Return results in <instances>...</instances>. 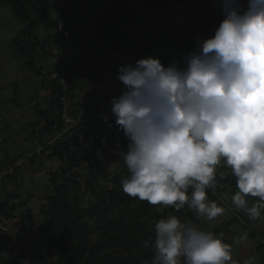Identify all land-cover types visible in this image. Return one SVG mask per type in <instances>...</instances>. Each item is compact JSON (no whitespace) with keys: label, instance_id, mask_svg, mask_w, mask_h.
Returning <instances> with one entry per match:
<instances>
[{"label":"clouds","instance_id":"clouds-1","mask_svg":"<svg viewBox=\"0 0 264 264\" xmlns=\"http://www.w3.org/2000/svg\"><path fill=\"white\" fill-rule=\"evenodd\" d=\"M214 35L167 66L141 57L118 67L111 113L128 141L116 155L128 175L121 190L151 205H185L212 221L225 209L206 190L230 168L232 204L251 219L264 210V0H216ZM100 118L107 124L108 117ZM223 177L221 176V179ZM258 198L249 206L248 198ZM152 264H237L232 246L211 231L169 215L154 224ZM244 233L237 243L247 240ZM243 264H257L255 255Z\"/></svg>","mask_w":264,"mask_h":264},{"label":"trees","instance_id":"trees-1","mask_svg":"<svg viewBox=\"0 0 264 264\" xmlns=\"http://www.w3.org/2000/svg\"><path fill=\"white\" fill-rule=\"evenodd\" d=\"M193 1L101 0L95 5L79 9L68 18L65 17L62 7L60 8L57 3L51 5L49 0H0V6H10L13 16L26 22L12 38L10 45L17 50V54L22 58V64L41 77V85L49 93L42 102L34 104V113L39 122L29 127L31 137L25 136V140L33 138L32 144L37 147L42 143L44 133L51 132L52 125L60 123L59 95L65 90V84H61L58 78L62 71L58 59L49 65L51 71H44L43 67L46 68V65L43 63L42 67L39 66L40 69L36 68L35 62L38 57L33 59V53L37 45L41 47V59L44 62L52 56L53 48L59 52L56 57L61 58L66 55L65 46L69 47L75 41L82 40L81 51L69 56L63 66V71L66 72V87H69L67 92L72 93L71 90L79 88L83 67H90L92 57L87 42L89 36L106 51H120L122 48L135 46L137 51L134 62L141 57L152 56L159 58L162 64L167 66L170 61L181 58L194 47L198 37L208 38L214 35L223 18L216 7V0L207 1L209 7L202 14L204 22L200 27L196 25L195 16L190 15L187 28H174L178 7L185 3L189 15ZM54 9L57 11L56 16H53ZM217 14L220 17H216ZM150 25L156 28V32L149 30ZM38 28H42L43 31L52 30V36L40 41L36 32ZM146 37L152 39L148 43H143L142 38ZM22 40L26 41L24 45ZM176 41L180 44L173 51L171 46ZM91 70L92 67L87 71L89 78ZM11 101L15 103L13 96ZM73 107L70 114L75 117L78 106ZM84 115L92 117L87 108ZM107 134L113 136V131L110 129L95 131L92 136L93 144L88 147L80 145L75 133L68 135L64 140H56L43 149L39 156L33 154L25 158L34 150L28 149L20 150L10 159H0V174L3 173L0 177L11 178L16 188L0 196V214L9 218L11 212L20 208L21 221L28 220L30 227L35 224L32 214L26 207V201L31 198V194L20 191L17 181L20 168L43 156L48 159L55 157L59 161L57 168L48 174V182L52 188L49 194H45V203L39 208L43 226L39 241L40 249L43 251H38L26 264H48V257L53 255L55 264H152L154 247H144V242L147 240L152 244L154 241V224L159 219L165 218L171 211L181 214V210L169 207L158 211L160 205H151L147 201L125 194L121 190V180L128 174L123 176L113 173L106 179V184H100L102 179H99V175L108 161L105 155L103 156L105 150L101 149L102 139ZM99 135L103 138L101 139ZM117 138L123 147L127 145L128 141L124 134H118ZM122 146L121 150L124 149ZM23 157L24 162L14 166L15 162ZM84 163L87 175L82 177L77 168ZM218 169H221V166ZM218 169L217 186L210 190L213 191L211 195L219 200L217 193L223 194L225 188L229 185L235 186L236 183L233 175L222 176ZM86 194L96 199V202L88 207L80 205L82 197ZM235 218L233 219L236 220ZM27 228L26 224L21 222L17 234L27 233ZM220 228H215L214 234L225 242V229ZM249 235L257 242L256 256L261 251L262 243L258 242L253 233L249 232ZM22 254L6 256L0 246V264H21Z\"/></svg>","mask_w":264,"mask_h":264},{"label":"rangeland","instance_id":"rangeland-1","mask_svg":"<svg viewBox=\"0 0 264 264\" xmlns=\"http://www.w3.org/2000/svg\"><path fill=\"white\" fill-rule=\"evenodd\" d=\"M100 1L101 0H49L51 5L57 3L60 8L62 7L61 9H64L65 17L68 18L77 13L79 9L95 5ZM207 1L208 0H194L192 11L189 15L187 13V6L185 3H182L177 9L176 21L173 23L174 28H187L190 15L195 16L196 25L200 27L204 22L202 14L209 7ZM56 14L57 11L55 10L53 16H56ZM216 17H220L219 14H217ZM155 20L157 21V19ZM25 24L26 22L13 16L10 6H0V159L4 160L15 157L18 154L17 151L22 150L23 147L21 143L23 137H25V129L27 128H25L24 125L32 123L36 118L34 113L35 102H33L35 100H33L34 97L32 92L37 87L34 85V81L39 86L41 77L22 64V58L17 54V50L10 45L12 38L25 26ZM149 30L156 32V28L152 25H150ZM36 32L40 41L52 36V30L43 31L42 28H38ZM151 39L152 38L149 39L146 37L142 38L143 41H140L148 43ZM81 42L82 40H78L77 42L75 41L72 43L69 47L65 46L66 49H64V51H66V55L61 58L56 57L59 52L53 48L51 50L52 56L45 59L44 62L41 59V47L37 45L35 48L36 51L33 53V59L38 57V59L36 58V62L34 60L36 68L40 69L39 66L43 63V65H46V68L43 67V70L51 71L49 65L57 59L58 64L64 66L65 61L69 56H73L77 51H81ZM87 42L90 45L89 47L92 57L91 63L93 65V67L90 65V67H92L90 73L91 78L88 77L89 74L87 73L88 68L90 67H83L80 73L81 83H79V88L75 89L76 92L74 93H76V96L82 100L87 96H91L93 102L96 100L97 102L102 103L97 114H95L96 116H101V114H103L109 119L112 115L110 111L111 104L109 103L111 94L107 89L115 88L116 91L121 89L122 83L116 78L118 67L120 65L134 62L137 48L133 46L122 48V51L110 52L104 50V47L102 45L100 46L98 42H95L92 36L88 37ZM25 43L26 41L22 40V44L24 45ZM179 44L178 41L174 42V45L171 46L173 51L179 47ZM68 48L70 50H68ZM61 49H63V45H61ZM192 49L193 47L190 48L187 53ZM102 52L107 54L103 55ZM23 58H25L24 55ZM43 65H41V67ZM63 75L64 74H60L58 78H62ZM90 79L96 81V84H91ZM101 80L104 81L102 82ZM102 88H106L105 93L108 95L101 93L99 89ZM40 89L42 90V88ZM41 94L39 95V100L44 97L45 92H42ZM12 96L14 97L15 103L11 101ZM20 121H23V123ZM8 126L10 127V130L8 133H5L6 127ZM104 138L105 139L103 140H106L108 145L104 148L105 154L103 153V156L105 155L106 161L107 159L108 161L105 169L99 175V179H102V182L100 183L102 185L106 184V179H108L113 173H119L123 176L128 174L124 162L116 155V153L121 150L120 147L122 144L119 142L118 138L115 139L114 136H111L110 134L105 135ZM30 148L34 149L35 147L34 145H31ZM123 148L124 149L121 151H126L125 149H127V145ZM58 165L59 161L57 158L52 157L48 159L43 156L36 158L33 163H29L27 166L24 165L20 168L17 181L21 192L31 194V198H28L26 201V207L33 216V221L35 222L34 226H28L29 221L26 219L21 221L20 208H16V210L11 212L12 214L9 218H5L0 214V235L2 236L0 238V246L2 247V251L4 255L9 257L17 253H23L21 264H26L38 251H43L40 249L41 244L39 241L40 232L43 227L39 215V208L45 203V194H49L52 188L48 182V174L51 171H54ZM218 170L222 176L227 174L232 175L230 168L226 165L222 164L221 169ZM77 171L82 177H85L87 175L86 164L84 163L79 166ZM103 181L105 183H103ZM13 184L14 181L11 178L3 179L0 177V196H3L8 191L16 190ZM237 190L236 185H229L225 188L223 194L217 191L218 197H221V200L224 203L211 195L212 191L210 189L206 190L209 200L216 202L218 206H222L225 209L223 215L218 216L212 221H208L203 217L198 219L195 212L189 209L187 205L180 209L181 214H176L171 211L167 216L175 215L182 222H191L203 231H211L214 233L215 228L221 227L222 230L225 229V243L232 246V257L237 264H243L245 259L249 256L255 255L257 242H255L254 238L250 237L249 232H251L254 234L258 242L262 243L261 251L256 255L257 264H264V210H262L261 217L258 219H251L246 211L237 210L231 200L232 195H234ZM257 199L258 198L249 197V206H251V204ZM95 202V197L86 194L82 197L80 205L88 207ZM164 209L167 208L162 206L157 208L158 211H163ZM234 217H236V220L233 219ZM21 222L28 227L27 233L23 235L17 234V229L19 225H21ZM244 233H247V240L243 244L237 243ZM48 261V264H55V256L48 257Z\"/></svg>","mask_w":264,"mask_h":264},{"label":"built area","instance_id":"built-area-1","mask_svg":"<svg viewBox=\"0 0 264 264\" xmlns=\"http://www.w3.org/2000/svg\"><path fill=\"white\" fill-rule=\"evenodd\" d=\"M59 6V5H58ZM61 67V75L63 77L59 78V82L61 84H65V90L64 92L59 95L60 100V110H59V124L52 125V131L45 132L42 136V143L34 148L33 152L27 157H30L31 155H40L41 151L43 149L49 147L52 145L56 140H64L67 138L68 135L75 134L76 133V139L80 143L82 147L89 146L90 144H93V134L95 131L106 130L110 129L113 131L114 138L118 137V134H123L122 131H118L117 127H115V117L113 114L111 115V118L108 119L107 124L104 120L100 118V115H97L98 109L102 106V103L97 102L94 100L92 101L91 96H87L84 100L81 98H78L76 96V91H72V93L67 92L66 83H65V71H63L64 67L63 65H60ZM59 74V75H60ZM61 80V81H60ZM73 106H78V112L76 113V116L70 114V110L74 108ZM85 108L88 109L90 113H92V117L88 118L84 115ZM96 113V114H95ZM100 136V135H99ZM101 137V136H100ZM103 137H101L102 139ZM105 139V138H104ZM102 149H104L108 144L106 140H103ZM25 158H21L19 161L15 162L14 166H17L18 164L24 162ZM11 169V168H9ZM1 173L0 175H2ZM213 192V191H212ZM216 195V194H215ZM217 196V195H216ZM218 197V196H217ZM219 198V197H218ZM219 201L222 202L221 197L219 198Z\"/></svg>","mask_w":264,"mask_h":264},{"label":"crops","instance_id":"crops-1","mask_svg":"<svg viewBox=\"0 0 264 264\" xmlns=\"http://www.w3.org/2000/svg\"><path fill=\"white\" fill-rule=\"evenodd\" d=\"M128 48V47H127ZM120 51H122V49L120 50ZM106 52V51H105ZM110 52H114V51H110ZM102 54L103 55H106L107 53H104V52H102ZM104 57V56H103ZM90 65L93 67V65H92V63L90 62ZM102 82L104 81V80H101ZM38 83V82H37ZM41 82H39V86L35 83V81H34V85L35 86H37L36 87V89L32 92V95H33V100H35V101H33V102H42L44 99H46V97L49 95V93H48V91L47 90H45L43 87H42V85L40 84ZM79 83H81L80 82V78H79ZM90 83L91 84H96V81H94V80H91L90 79ZM98 84V83H97ZM40 88H42V90L40 89ZM44 89V90H43ZM100 91H101V93L102 94H107V93H105V90H106V88H102V89H99ZM108 91H110V94H111V98L113 97V96H118V95H120V90H117L116 91V89L115 88H113V89H107ZM44 93L45 92V95H44V97L43 98H40V100H39V95L41 94V93ZM42 95V94H41ZM108 95V94H107ZM26 119V118H25ZM27 120V119H26ZM28 121V120H27ZM21 123H23V121H20ZM38 122H39V119H38V117L36 116V118H35V120L32 122V123H27V124H25L24 126H25V136L26 137H31V134H30V126H32V125H36V124H38ZM28 125H29V127H28ZM10 130V127L8 126V127H6V132L5 133H8V131ZM33 138L32 139H30V140H25V138L23 137V139H22V150L23 151H27L28 149H32V148H30V146L32 145L33 146V144H32V142H33ZM26 149V150H25ZM20 150H18L17 151V153L19 152ZM119 152V151H118Z\"/></svg>","mask_w":264,"mask_h":264}]
</instances>
